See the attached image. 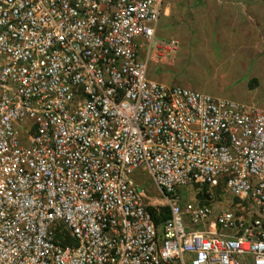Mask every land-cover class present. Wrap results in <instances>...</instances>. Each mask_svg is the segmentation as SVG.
Returning a JSON list of instances; mask_svg holds the SVG:
<instances>
[{
	"label": "built area",
	"instance_id": "1",
	"mask_svg": "<svg viewBox=\"0 0 264 264\" xmlns=\"http://www.w3.org/2000/svg\"><path fill=\"white\" fill-rule=\"evenodd\" d=\"M162 2L0 0V264H264V109L146 77Z\"/></svg>",
	"mask_w": 264,
	"mask_h": 264
},
{
	"label": "rangeland",
	"instance_id": "2",
	"mask_svg": "<svg viewBox=\"0 0 264 264\" xmlns=\"http://www.w3.org/2000/svg\"><path fill=\"white\" fill-rule=\"evenodd\" d=\"M167 2L169 0H163L162 5ZM179 19L178 16L170 17L163 28L159 22L156 23L155 37L173 40L176 49L168 57L148 61L146 77L165 86H179L264 109V79L255 82L247 81L244 76L236 78L230 69L234 57L229 43L233 41L227 32L223 39L214 40L216 25L204 24L201 17ZM131 176L149 197L156 196L150 180L141 169L135 170ZM212 196L215 206L223 205L230 198L217 190Z\"/></svg>",
	"mask_w": 264,
	"mask_h": 264
},
{
	"label": "crops",
	"instance_id": "3",
	"mask_svg": "<svg viewBox=\"0 0 264 264\" xmlns=\"http://www.w3.org/2000/svg\"><path fill=\"white\" fill-rule=\"evenodd\" d=\"M173 16L179 21L201 17L204 24L216 25L214 40L227 32L233 41L229 47L234 76L255 82L264 79V0H169L161 6L157 22L163 28Z\"/></svg>",
	"mask_w": 264,
	"mask_h": 264
},
{
	"label": "trees",
	"instance_id": "4",
	"mask_svg": "<svg viewBox=\"0 0 264 264\" xmlns=\"http://www.w3.org/2000/svg\"><path fill=\"white\" fill-rule=\"evenodd\" d=\"M249 85L250 84L248 82V85H247L248 88H250ZM198 197L199 198L206 197L205 192H204V188L202 189V191L200 192ZM147 211L149 212V214H150V216H151V218L155 224H158V223L164 221L167 217V211L165 208H160L158 213L155 212L152 208H147Z\"/></svg>",
	"mask_w": 264,
	"mask_h": 264
}]
</instances>
